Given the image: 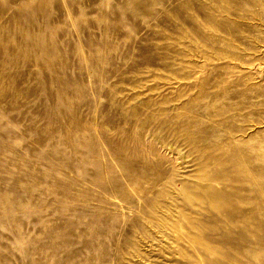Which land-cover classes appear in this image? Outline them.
<instances>
[{
	"label": "rangeland",
	"instance_id": "374dc122",
	"mask_svg": "<svg viewBox=\"0 0 264 264\" xmlns=\"http://www.w3.org/2000/svg\"><path fill=\"white\" fill-rule=\"evenodd\" d=\"M58 261L264 264V0H0V264Z\"/></svg>",
	"mask_w": 264,
	"mask_h": 264
},
{
	"label": "bare ground",
	"instance_id": "6f19581e",
	"mask_svg": "<svg viewBox=\"0 0 264 264\" xmlns=\"http://www.w3.org/2000/svg\"><path fill=\"white\" fill-rule=\"evenodd\" d=\"M61 256V255H60ZM73 257V256H72ZM60 259V258H59ZM58 260V259H57ZM92 260V259H91ZM97 260V259H96ZM57 264H60V262L58 261ZM94 264H101L100 262L94 263Z\"/></svg>",
	"mask_w": 264,
	"mask_h": 264
}]
</instances>
